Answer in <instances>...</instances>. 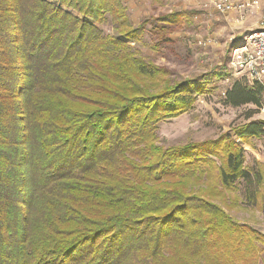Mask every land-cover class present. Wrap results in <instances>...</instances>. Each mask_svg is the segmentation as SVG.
Returning a JSON list of instances; mask_svg holds the SVG:
<instances>
[{
    "label": "trees",
    "instance_id": "16d2710c",
    "mask_svg": "<svg viewBox=\"0 0 264 264\" xmlns=\"http://www.w3.org/2000/svg\"><path fill=\"white\" fill-rule=\"evenodd\" d=\"M158 14L135 27L122 0H0V264H256L264 234L224 210L242 146L157 141L213 89L133 50L147 24L166 44L186 18ZM232 81L229 106L259 104Z\"/></svg>",
    "mask_w": 264,
    "mask_h": 264
},
{
    "label": "rangeland",
    "instance_id": "374dc122",
    "mask_svg": "<svg viewBox=\"0 0 264 264\" xmlns=\"http://www.w3.org/2000/svg\"><path fill=\"white\" fill-rule=\"evenodd\" d=\"M147 5L148 8L141 15H139L140 10H138V13L137 10H131L129 15L133 16V13H137V20L140 23L142 20H149L159 15L158 13L163 12L162 5L158 6V2L153 7L149 3ZM64 9L72 12L70 9ZM206 10L211 13V17L215 21L213 29L207 34L213 39V44L209 47L197 45L196 40H202L207 35L197 27L195 19L187 16L181 26L177 28V31L174 32H184L185 36L183 38L173 37L172 40L169 39V43L158 45L151 25L147 24L144 32V43L131 46L133 50L152 60L156 65L175 72L178 78H194L201 74L213 75L211 77L212 85L209 86L213 88L211 93L202 96L195 95L196 102L189 112L178 118L158 124L157 141L162 146L182 145L190 142L212 140L222 133L229 134L235 142L242 146L245 157L244 166L252 176L246 173L247 178L243 182L239 180L235 182L239 186V190L223 193L224 210L239 225L247 226L253 231L264 234V185L259 184L257 186L254 176L258 174L251 172V169L256 167V162L259 160L263 162L261 164L264 166V160L261 159L263 157L259 156L260 153H264V110L260 111L261 108H264V89H258L259 104L257 105L229 106L225 101L226 97L223 92L232 90L236 82L230 80L226 83L225 73H221L226 59L224 50L228 41L232 37L235 39L243 37L252 30L255 27L258 15L255 13L248 14L242 22H237L233 15H218L212 13L209 7ZM95 25L104 34L115 35L109 18H106L103 23ZM223 27L225 28L221 30ZM220 31L223 32L221 36ZM224 41L227 43L222 46L225 43ZM216 74H222L223 77L221 76L220 79L219 77L214 78ZM248 126L254 127L258 134L257 139L251 140L248 135L244 134L243 130ZM240 140L250 144V147ZM248 178L251 179L248 180ZM261 248L262 250L258 252L256 264H264V247Z\"/></svg>",
    "mask_w": 264,
    "mask_h": 264
},
{
    "label": "built area",
    "instance_id": "2783aa9c",
    "mask_svg": "<svg viewBox=\"0 0 264 264\" xmlns=\"http://www.w3.org/2000/svg\"><path fill=\"white\" fill-rule=\"evenodd\" d=\"M204 6L218 15H233L237 22H242L248 14L258 15L252 30L243 37H232L226 42V59L221 73H225L226 83L236 80L245 82L247 89L255 85L264 89V3L261 5L260 0H210ZM212 40L207 36L196 42L200 47H209ZM263 110L260 109L261 112Z\"/></svg>",
    "mask_w": 264,
    "mask_h": 264
},
{
    "label": "crops",
    "instance_id": "0c3cea01",
    "mask_svg": "<svg viewBox=\"0 0 264 264\" xmlns=\"http://www.w3.org/2000/svg\"><path fill=\"white\" fill-rule=\"evenodd\" d=\"M260 1H261V5H263L264 0H260ZM122 2L126 8V14L129 18L130 22L132 23L133 26H136V27L139 24V20H137V13L139 12L138 10H140L139 15H141L142 13L145 12V9L148 8L147 3H149V5L151 4V7H153V5L156 3L154 0H147V1L146 0H122ZM209 2H210V0H160L158 2V6L162 5L161 8H162L163 12L179 11V12H182L183 14H185V16L195 19L197 27L199 29H201V31L203 33L205 32L207 35L210 33L211 29H213V25H214L213 23L215 22L213 17H211V13L206 10L207 7L204 6V5L209 4ZM131 10H134V11L137 10L136 11L137 13L136 14L133 13V16H131V15H129ZM199 12H201L202 14L201 13L199 14ZM143 16H145V14H143ZM224 18L226 20L228 19L227 17H224ZM224 28L225 27L221 28V30H223ZM221 33H223V32L220 31V36L223 35ZM184 36H185L184 32L172 33L169 35V39L172 40L173 37L174 38H183ZM207 36H209V35H207ZM226 41H224L225 43H223L222 46H224L226 44ZM257 137L258 136L255 134L251 135V133H250V135H249V138L251 140L257 139ZM256 152H258V151H256ZM259 156H262L263 158H261V159L264 160V153L263 152L260 153ZM257 163L259 164V167L257 166ZM257 163H256V167L251 169V172L257 173L258 175L262 173L264 175V166L261 164L263 162H261L259 160ZM247 173L249 174L248 171H247ZM250 175L252 176V174H250ZM248 179H251V178H248ZM240 181H242V180H240ZM263 185H264V183H263ZM250 198H252V197H250Z\"/></svg>",
    "mask_w": 264,
    "mask_h": 264
}]
</instances>
